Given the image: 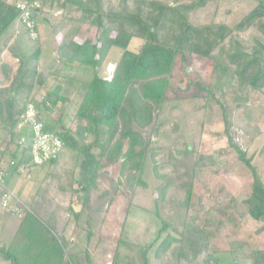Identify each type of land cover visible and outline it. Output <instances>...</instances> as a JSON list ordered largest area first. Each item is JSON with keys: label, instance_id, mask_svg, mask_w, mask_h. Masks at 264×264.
I'll return each instance as SVG.
<instances>
[{"label": "trees", "instance_id": "trees-1", "mask_svg": "<svg viewBox=\"0 0 264 264\" xmlns=\"http://www.w3.org/2000/svg\"><path fill=\"white\" fill-rule=\"evenodd\" d=\"M18 1L40 3V7H35L31 14L35 30L39 34L36 41L30 38L20 22L21 13L16 8ZM118 1L124 4L132 0ZM196 1L195 5H203L220 0ZM160 4L162 5L157 14L146 12L148 9L142 8L138 14L125 15L120 10H117L118 13L111 10V1L106 0H0V52L2 48L8 47L6 42L11 39L17 25L24 30L25 35L22 37H26V42H18L9 50L19 62V67L11 78L10 69L1 66L5 68V76L11 83L0 89V120L6 124L9 133L6 147L1 151L0 146V161L7 162L11 174L18 173L23 177L26 173L24 178L30 179L35 169L50 171L48 174L53 178L50 189L60 198H67L69 193L75 197L76 202L71 201L66 213L68 211L69 216L72 214L77 221L84 211L90 210L89 204L100 188L105 167H125L127 178L138 189L146 187L143 177L146 161L150 159L154 176L166 182L158 194L159 198L166 200L174 184L169 178L170 172L164 168L165 172L161 170L160 160L166 156L171 159L163 160L162 163L168 168H171V164H182L189 156H196L186 198L180 203L188 211L193 198L192 179L200 178L208 171H219L221 166L215 156H206L200 162L196 154L197 146L193 144L190 145L191 150L188 146L183 150L157 146L164 128L161 116L165 104L185 101V104L193 105L201 101V109L207 111L214 101L224 112L223 102L214 91L213 82L218 74L227 76L235 86V91H264V0H258L232 26L222 22L209 25L210 27H195L182 12L186 22L184 44H168L161 39L155 25L157 20L164 17V12L171 9L166 0H161ZM70 8L80 12V17H58L66 22L59 23V27L54 29L55 32H62L56 58L75 75L87 74L92 78L85 82L72 74L47 87L49 75L58 76L60 71L55 67H52L49 74L41 71L44 43L41 42L40 19L45 22L49 20L50 13H46V9H58L63 15ZM232 9L234 6L231 5L224 13L229 15ZM118 23L120 27L117 26ZM85 26L94 28L96 34L81 39L78 30ZM202 31L207 33L208 39L214 38V45L208 40L209 46L204 51L199 50L196 42ZM134 38L142 39L136 50L131 48ZM115 48L121 50L122 54L115 62L112 77L108 79L102 76L101 70ZM54 65L56 66L55 63ZM189 67L191 72L187 70ZM177 68L183 72L182 84L173 90L170 83ZM46 87L48 89L45 91ZM170 90L178 92L179 96L170 99ZM30 104L42 107V111L48 113H54L59 105L73 108L68 124L59 119L56 128L50 126L40 110L45 130L58 134L62 140V147L56 157L40 166L33 162L32 144H20L22 135L30 136L32 133L17 129L21 115ZM204 119L205 114L201 116V127ZM224 123L228 131L230 125L227 115ZM69 152L80 156L81 162L67 175L65 185L63 178L53 170L62 171V166L67 164ZM247 153L236 147L237 159L251 170L253 178L251 194L242 204L252 219L264 223V179L258 168L252 165L254 157ZM107 195L109 191L102 192L99 196ZM38 206V202L32 203V206L28 204L29 210L24 219H19L21 223L12 241L0 244V262L91 264V254L88 251L68 252L67 247L73 245V241L66 234V229L72 220L65 216L69 223L58 233L48 223L44 224L40 220L32 209H38ZM87 224L89 225V220ZM77 225L78 228L87 230L80 222ZM164 228L166 229L165 226ZM209 248V235L204 229L184 228L174 235L168 234L156 246L155 257L166 262V258L173 255L175 264H219V259ZM250 260L251 264H264V250L251 251Z\"/></svg>", "mask_w": 264, "mask_h": 264}, {"label": "rangeland", "instance_id": "rangeland-1", "mask_svg": "<svg viewBox=\"0 0 264 264\" xmlns=\"http://www.w3.org/2000/svg\"><path fill=\"white\" fill-rule=\"evenodd\" d=\"M106 1H111V10H120L119 12L125 15L138 14L142 8L148 9L146 12L157 14L162 5L160 4L161 0H158L159 3L157 1L148 3L132 0L124 4H120L118 0ZM197 2L196 0H180L179 2L177 0H166V4L171 10H166L164 17L160 21L157 20L155 25L156 30L161 34V39L168 44L186 43L184 37L186 22L181 14L182 12L195 27L204 25L210 27L209 25L221 24L222 22L232 26L247 14L258 3V0H220L217 3L209 1L203 5H195ZM230 4L234 6V9L231 10V14L227 15L224 12L226 8L231 6ZM58 11L60 10L46 9V13H50L49 20L46 23L43 19H40L41 42L44 43V54L41 62L43 68L41 71L49 74L53 70L52 67L58 68L60 71L58 76L52 77L51 74L49 75L50 81L47 87L53 85L58 79H63L64 76L75 75L65 64L57 61L56 50L61 41L62 32H55L54 29L59 27V23L66 22L58 17L66 16L69 18L71 16L77 18L80 17V12L70 8L67 13L62 15L58 14ZM117 26L120 27L119 23ZM78 32L81 39L96 34V30L89 26L81 28ZM217 32L219 33V30ZM23 35H25L24 30L17 25L11 39L6 44L9 48H14L16 43L26 42V37H22ZM199 38L201 39L199 40ZM199 38L196 42L201 51L208 48L210 42L208 40H211V45H214V41H212L214 38L208 39L207 33L204 31L199 35ZM140 43H142V39L134 38L131 48L136 50ZM29 46H33V44ZM1 47L3 46L1 45ZM10 54L8 53V58L16 64L18 60ZM121 54L122 51L116 48L110 52L108 62L101 70L102 76L108 79L112 77L116 66L115 62L117 63ZM17 64L19 65V62ZM178 65H181V63ZM1 69L0 67V78L3 74ZM187 70L191 72L190 67ZM12 73L10 70V78L13 76ZM75 76L85 82L92 78L91 75L87 74ZM182 76V69L177 68L176 74L170 83L171 89L175 90L182 84ZM41 81L42 78L39 79V82ZM10 83L8 77L6 80L0 79V86ZM213 84L215 93L223 102L224 112L219 104L214 101L207 111L201 109V101H197L193 105H187L185 101L174 104L166 103L161 116L164 128L157 146L174 150H183L188 146L191 150L190 145L193 144L197 146L196 154L200 162L206 156L217 157L218 160H222L220 166H222L223 174L234 176V178H229L226 181L229 189L225 190L222 185L212 181L205 184L208 174H216L217 171H208L204 176L200 175L204 177L203 179H199V177L192 179L193 193L200 189H206V191L205 194L204 192L201 193L204 195L199 201L197 200V205L193 203L192 208L190 206L187 211V209L180 206L182 205L180 203L186 198L187 188L191 182V170L196 156H189L182 164H171V168L164 166L162 163L163 160L166 161L171 158L167 156L161 158V170L170 172L169 178L174 182L170 195L166 200L159 198L158 195L166 182L160 181L154 176L153 164L150 159L146 161L143 177L146 187H139L138 189H135V184L127 178L125 167H122L123 169L121 165L105 167L100 179V188L94 193L89 204L90 210L84 211L79 217L78 222L85 226L87 230L78 228L73 231L72 222L67 227L69 239L75 234V240H77L73 245L67 247L69 253L83 252V250L88 249L92 257L91 264H175L173 255L167 257L166 262L156 259V246L168 234L174 235V233L184 228L196 227L206 229L205 231L209 235V250L219 259V264H222L221 260L225 259V256H221L225 251L232 253L228 258L230 260L228 264H231L234 260H237L236 263L238 264L239 261H242V263L244 261L250 262L251 251L264 250V232L262 231L264 223L252 219L242 204L243 200L251 194L252 173L244 163L237 159V146L234 145V147L231 144H234V142L230 141L233 134L231 128L235 125L242 132V143L244 149L248 152L247 155L253 156V159H255V164L252 161V165L256 166L258 171L261 172L264 167V91L263 93L250 92L245 89L235 91V86L229 82L227 76L221 74L215 77ZM47 87L45 91L48 89ZM173 90H170L168 94L170 99L179 96L178 92ZM42 113L50 126L56 128L59 119L68 124L73 108L69 105H59L54 113L43 111ZM203 114H205V122L201 127V116ZM225 114L230 125L228 131H226L224 123ZM4 131L0 125V142L2 141L1 137L4 138L8 135ZM80 160V156L78 157L75 153L69 152L67 164L62 166V171L55 169L53 172H57L66 185L67 175L69 176L74 167L78 166ZM236 163H239L240 167L229 166L237 165ZM49 172L44 170L37 181L34 175L33 179L32 176L29 179V177L24 178L26 173L21 178L17 174H11L6 182L11 186V178L14 183L18 179L23 180L21 182V186L24 188L23 191H30L31 193L29 196L26 195L29 198L28 202H23L27 206L28 204L32 206L35 200L38 201L39 206L42 208L35 209L32 207V209L36 211L43 223H48L53 230L60 233L62 230L58 231L57 227L63 229L64 225L69 223L66 222L65 216L72 221H77L72 214L69 216L68 211L66 213L71 201L76 202V199L71 193L67 198L57 196L55 191L50 189L53 178L48 174ZM75 177L78 178L77 175ZM237 180L239 182H236ZM201 181H205V183L201 188H198L197 186ZM240 182L243 184L237 185ZM105 191H109V195L100 197L99 195ZM16 195L21 200L25 196H22V193ZM0 218H9L11 220L10 226L19 224V219L9 211L4 210L1 202ZM202 219L210 220L206 228L204 227L206 224H202ZM88 220L89 225L87 224ZM21 255L19 256L20 262L22 261Z\"/></svg>", "mask_w": 264, "mask_h": 264}, {"label": "built area", "instance_id": "built-area-1", "mask_svg": "<svg viewBox=\"0 0 264 264\" xmlns=\"http://www.w3.org/2000/svg\"><path fill=\"white\" fill-rule=\"evenodd\" d=\"M40 7L38 1L28 4L23 1L16 2V8L20 11V22L24 25V28L28 31L30 38L33 41L39 39V34L35 30V23L31 18L32 10L34 8ZM58 14L62 12L58 11ZM42 107H37L35 104H30L25 112L21 115L17 129L18 130H27L31 132L32 135L20 137V144H32V155L33 162L40 166L46 162H49L56 157L57 152L62 147V140L59 138L58 134L51 131H46L44 122L42 121L41 112ZM232 126L231 135L234 145L239 147L242 151H245L244 145L242 143V132L238 128ZM6 172L0 167V202L4 210L9 211L18 219H24L29 208L23 200L19 199L15 192L9 190L6 187Z\"/></svg>", "mask_w": 264, "mask_h": 264}, {"label": "crops", "instance_id": "crops-1", "mask_svg": "<svg viewBox=\"0 0 264 264\" xmlns=\"http://www.w3.org/2000/svg\"><path fill=\"white\" fill-rule=\"evenodd\" d=\"M10 48L9 47H7V48H2L1 49V52H0V57H1V61H0V67L3 65V66H6L8 69H10L11 70V72H13L12 73V75L17 71V69H18V67H19V65L16 63V64H14V63H12L11 61H10V59L8 58V53L10 54ZM11 55V54H10ZM1 72L3 73L2 74V76H1V78L0 79H2L3 78V80H6V76H5V68H2L1 69ZM9 85V84H8ZM8 85H4V86H0V89H3V88H6ZM0 125H1V128H3L7 133H8V130H7V127H6V124L5 123H3L1 120H0ZM4 131V132H5ZM1 142H0V146H1V151L6 147V145H7V141L9 140V133H8V135H6L4 138H2L1 137ZM255 159H253V163L255 164V161H254ZM222 160H219V162H221ZM7 163V162H6ZM6 163H4V162H2V161H0V167L6 172V175H7V177H6V180L9 178L8 176H10L11 175V168H9L7 165H6ZM237 165H229V166H231V167H234V168H237V167H240V164L239 163H236ZM220 165H221V163H220ZM44 172V170H42V169H35L34 170V172L31 174L32 175V179H33V175H34V177H35V180L37 181V180H39V176L42 174ZM224 172L222 171V166H221V169H220V171H217V173L216 174H208V176H207V180H206V183H205V181H201L200 183H199V186H197L198 188H201L202 187V185H204V183L205 184H207V183H210V181H212L213 183H218V184H220V185H222L224 188H225V190H227V188H228V186H227V182L226 181H228L229 180V178H234V176H226L225 174H223ZM262 176L264 175V167L262 168V170H261V172H259ZM14 174H16V173H14ZM17 175H19L20 176V178H21V176L22 175H20V174H18L17 173ZM248 176V175H247ZM204 178V177H203ZM202 178V179H203ZM199 179H201V177L199 178ZM263 179H264V176H263ZM11 180V182H10V185L11 186H9V183H6V186H7V188L9 189V190H11V191H14V192H16V194H20L21 195V193H22V196H24V199H23V201H25V202H28V197L26 196V195H30L31 193H30V191H28V192H25V191H23V186H21L22 184H21V182L23 181V180H21V179H18V181H16L15 183H14V181H13V179L11 178L10 179ZM34 180V181H35ZM246 181H247V179H246ZM236 182H239L238 180L236 181ZM252 183H253V179H252ZM241 185V184H243L242 182H240V183H238L237 185ZM231 186V185H230ZM252 186V185H251ZM195 187V186H194ZM196 188V187H195ZM197 189V188H196ZM229 189V188H228ZM193 191H194V189H193ZM199 191H201V192H199ZM205 191H206V189L205 190H203V189H200V190H196V192L195 193H193V198H192V203H191V208H192V204L193 203H196V205H197V200L199 201V199L200 198H202V196L205 194ZM250 191H252V188H251V190ZM202 192H204V194L202 195L201 193ZM27 193V194H26ZM209 196V195H208ZM232 201H233V198H232ZM35 202H38V201H36L35 200ZM34 202V203H35ZM38 204L40 205V203L38 202ZM199 206V205H198ZM38 208L40 209V208H42L41 206H38ZM224 210H225V208H224ZM10 219L9 218H7V219H4V218H0V243L1 244H3V243H5V244H9L11 241H12V239L14 238V236H15V234L17 233V231H18V228H19V226H20V223H21V221L19 220V224L16 226V225H12V226H10ZM202 221V224H206V225H204V227L206 228V226H207V224L209 223L208 221H210V220H201ZM73 224V231H76L77 229H78V225H77V223H79L78 221H71ZM257 223V222H256ZM259 224V223H258ZM257 224V225H258ZM71 225V224H70ZM69 225V226H70ZM68 226V227H69ZM57 229H58V231H60V230H62V229H60L59 227H57ZM206 230V229H205ZM263 232H264V229L262 230ZM61 232V231H60ZM66 234L69 236V231L67 232V229H66ZM72 234V233H71ZM8 236V237H7ZM8 238H9V240H8ZM71 240L73 241V244L77 241V240H75V234L73 235V237L71 236ZM83 250V249H82ZM83 251H89L88 249L86 250H83ZM232 255V253L231 252H228V251H225L224 253H222L221 254V256H225V259H223V260H221V263L222 264H228V262L230 261V260H228V258L230 257ZM92 258V257H91ZM237 261V260H236ZM236 261L234 260L231 264H237L236 263ZM0 264H2L1 262H0ZM238 264H251V261L249 262H246V261H244L243 263H242V261H239V263Z\"/></svg>", "mask_w": 264, "mask_h": 264}]
</instances>
